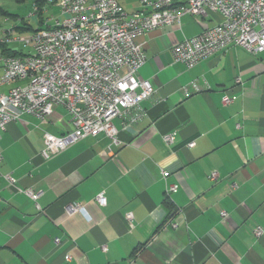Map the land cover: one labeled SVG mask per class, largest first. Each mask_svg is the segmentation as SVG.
<instances>
[{"label":"crops","instance_id":"crops-1","mask_svg":"<svg viewBox=\"0 0 264 264\" xmlns=\"http://www.w3.org/2000/svg\"><path fill=\"white\" fill-rule=\"evenodd\" d=\"M222 20L186 15L181 26L136 39L147 57L139 78L156 93L137 125L114 121L120 146L100 134L46 160L45 133L72 130L61 106L8 125L0 138V264H264V52L232 46L192 69L172 52ZM194 80L208 89L185 97ZM173 185L178 192L168 194ZM27 188L43 192L39 209L19 192ZM102 193L105 207L96 201ZM75 205L84 212L71 214Z\"/></svg>","mask_w":264,"mask_h":264},{"label":"built area","instance_id":"built-area-1","mask_svg":"<svg viewBox=\"0 0 264 264\" xmlns=\"http://www.w3.org/2000/svg\"><path fill=\"white\" fill-rule=\"evenodd\" d=\"M142 9L128 13L118 0H47L48 6L65 9H87V16L70 19V22L44 24L43 28L27 38L23 48H35V55H4L0 57L3 73L0 83L9 84L15 78L25 77L31 69L39 70L38 81L18 92H8L0 99V138L8 125L23 115L39 119L50 116L55 107H64L69 115L72 130L61 137L45 133L42 156L52 159L87 137L105 134L112 145L120 146L119 129L114 121L119 119L124 127H131L146 117L143 102L156 93L153 84L141 80L139 73L147 61L144 49L136 39L151 31L181 26L186 15L207 17L219 13L223 20L213 28L185 38L173 47L176 62L192 69L211 55L237 46L260 54L264 52V0H140ZM90 5H99V12H90ZM33 8L39 7L36 5ZM163 8H170V15H163ZM109 20H118V27H109ZM1 43L11 44L8 33H3ZM238 82H240L238 80ZM198 81L182 88L185 97L208 89ZM233 100L223 98L228 105ZM169 144L173 135L164 137ZM194 146V144H190ZM4 156L0 150V164ZM164 178L169 176L164 172ZM7 182L15 186L17 180L7 175ZM216 175L212 174L211 179ZM37 205L42 191L19 189ZM178 192V186L169 188L168 194ZM105 207L104 194L96 197ZM80 205L70 213H83ZM226 218L227 213L223 212ZM128 221L133 215L127 214ZM173 228L178 224L174 223ZM262 229L255 231L261 238ZM58 243L59 240L57 239ZM104 247V251H106ZM70 259V257H68Z\"/></svg>","mask_w":264,"mask_h":264},{"label":"rangeland","instance_id":"rangeland-1","mask_svg":"<svg viewBox=\"0 0 264 264\" xmlns=\"http://www.w3.org/2000/svg\"><path fill=\"white\" fill-rule=\"evenodd\" d=\"M126 9L128 13H132L134 10L141 9L142 3L140 0H118ZM0 7L7 13L16 16V18H8L0 14V42L3 39V32L6 30H12L13 35H8V40L13 42L8 44L10 49L20 50L24 54H33V48H23L22 44H26L27 38L31 37V31L19 32L18 26H23L24 23L33 27L34 30L39 28V16L35 14V8H33L32 2L24 4H18L14 0H0ZM61 17V9L57 6H48L44 9L43 18L44 24H47L52 19ZM2 55V49L0 48V57Z\"/></svg>","mask_w":264,"mask_h":264},{"label":"bare ground","instance_id":"bare-ground-1","mask_svg":"<svg viewBox=\"0 0 264 264\" xmlns=\"http://www.w3.org/2000/svg\"><path fill=\"white\" fill-rule=\"evenodd\" d=\"M68 4H75V0H68ZM37 8H35V11ZM90 12H99V5H90ZM163 15H170V8H163ZM80 16H87V9H77V8H69L62 11L61 9V17L60 22H70V19H75ZM51 22H55L54 19L51 20ZM109 27H118V20H109ZM29 55H35V48H33V54ZM39 77V70L38 69H31L28 74L23 78H15L10 81L9 84L6 83H0V89L6 85H10L15 82H25V85L18 86L10 89L8 92H18L19 90L23 89V87H28L33 85L38 81ZM0 95V99L3 95Z\"/></svg>","mask_w":264,"mask_h":264},{"label":"trees","instance_id":"trees-1","mask_svg":"<svg viewBox=\"0 0 264 264\" xmlns=\"http://www.w3.org/2000/svg\"><path fill=\"white\" fill-rule=\"evenodd\" d=\"M16 3L18 4H24V3H27V2H32L33 6H38L39 9L37 8V10L35 11V14L39 16V28L34 30L32 26L30 25H27L24 23L23 26H18L17 28L19 29V32H24V31H31V32H35L37 30H40L43 28L44 26V20H43V12H44V9L47 5V0H14ZM0 14L1 15H4L8 18H16V16L12 15V14H9L7 13L4 9H2L0 7ZM0 48L2 49V55L1 56H4V55H12V56H18V55H23V53L21 51H18V50H15V49H10L7 47L6 43H1L0 42Z\"/></svg>","mask_w":264,"mask_h":264}]
</instances>
